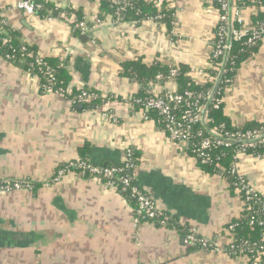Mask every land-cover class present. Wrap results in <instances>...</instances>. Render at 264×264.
Returning <instances> with one entry per match:
<instances>
[{
    "label": "crops",
    "instance_id": "crops-1",
    "mask_svg": "<svg viewBox=\"0 0 264 264\" xmlns=\"http://www.w3.org/2000/svg\"><path fill=\"white\" fill-rule=\"evenodd\" d=\"M27 0H0L6 28L40 58L68 60L70 88L91 91L108 102L83 109L46 92L38 77L0 54V182H25L33 190L0 194V264H246L227 252L191 251L183 236L167 227L136 219L134 207L102 181L57 169L80 160L88 144L91 162L117 165L127 148L140 154L136 179L160 209L222 249L233 242L228 225L240 218L244 202L220 176L205 175L185 146L172 142L158 123L135 109L140 85L122 74L125 62L161 60L192 70L209 66L221 13L210 0H176L172 31L147 20L117 23L104 16L88 39L74 37L66 20L29 16L17 8ZM75 10L94 25L99 0H30ZM258 8H237L229 0L227 19L251 28ZM238 15L236 17V13ZM242 30V31H243ZM198 83L205 77L192 73ZM173 82L151 92L166 95ZM112 99V101H109ZM225 113L236 127L264 122V45L238 71L224 98ZM237 170L264 198V156L240 154Z\"/></svg>",
    "mask_w": 264,
    "mask_h": 264
},
{
    "label": "trees",
    "instance_id": "trees-1",
    "mask_svg": "<svg viewBox=\"0 0 264 264\" xmlns=\"http://www.w3.org/2000/svg\"><path fill=\"white\" fill-rule=\"evenodd\" d=\"M127 5L117 15L118 8L114 6L109 0H99L102 15L98 18L92 26H88L89 34L92 35L97 26L106 15H110L117 23H130L140 25L147 20H154L160 24H164L169 31H172L176 21V0H127ZM211 3L220 11L221 16L227 17V11L222 8L221 0H210ZM229 2V0H226ZM42 10L37 16L41 18L57 17L61 20H66L70 24L71 31L75 38L79 39L84 31L80 27L83 22V16L75 10L62 11L50 3L37 2ZM237 8L250 9L258 8V14L251 18V28L249 33L242 36L241 39L232 38L230 41V51L228 59L225 64V71L222 79L215 91V87L220 75L223 64L222 58H214L213 51L220 46L228 43L227 39L216 37L212 44V54L209 60L208 68L204 69V83H198L192 77V69L187 65L168 66L161 60H156L152 64H147L142 58L125 62L121 65L123 76L134 80L140 85V91L132 100L135 109H144L143 105L148 99L152 97L149 93L152 86L156 84H166L173 82L176 86L178 94L191 92L194 96L179 105L172 104V113L179 123H183L188 131V146H185V152L191 156L197 167L205 174L211 177L220 176L226 183L228 189L235 193L237 192L244 202L243 212L239 219L232 221L228 225V230L233 227V249L230 250V256L233 258H243L246 264H254L258 257L262 259L264 264V254L260 251V247L264 244V198L257 194L252 200H247L245 190H243L242 183L238 176L233 175L235 164L238 161L242 144L232 143L230 146L218 145L211 132L220 135L224 140L230 138H241L248 134L255 137L264 135V122L251 121L242 127H236L225 113L224 98L227 90L235 80L240 68L249 60L253 59L262 49L264 45V33L262 34V27L264 25V0H237ZM236 17L238 12L235 14ZM2 21V19L0 20ZM220 26H225L227 29L229 25L227 22L220 23ZM5 34L0 36V54L3 58L11 57L7 61L11 64L23 66L26 72L30 75L36 76L40 80L42 90L46 91V87L52 89L53 92L61 91L66 100L72 102L73 107H77L78 98L83 90L70 88L71 76L68 71V60H61L59 58H45L40 62L36 56L37 50L34 47L23 44L20 41V36L6 27L3 28ZM232 29L235 31H242L243 26L237 20H233ZM217 31V29H216ZM215 31V33H216ZM261 34L262 39L256 44L248 43L249 39L254 34ZM32 56H31V55ZM176 70L175 74L172 71ZM48 72H52L55 77L51 81ZM86 91V90H85ZM215 91L213 100L210 102L209 97ZM92 93L91 91H86ZM162 97L165 95H161ZM109 101H112L110 99ZM139 101V103H138ZM108 102L99 96L98 100L94 102L82 103L83 109L100 108ZM198 106L206 107V112L203 115L207 119V123H189L184 119L187 111L197 113ZM148 118L155 120L158 125L165 131L166 121L160 116L157 111L151 110L148 112ZM169 135L168 132H166ZM206 138H211L212 145L206 150L201 149V144ZM91 147L85 144L79 147L80 160L71 162L75 164L73 167L71 163L60 166L57 169L56 178L60 170H65L66 174L69 172H77L85 177L94 178L88 172L80 169L77 166L79 161L85 162L101 168H118L124 169L117 173L115 184L116 191L123 196L135 209L136 219L139 222H148L157 227H167L179 232L184 239H186L190 229L186 224H182L179 219L172 216L170 213L163 211L162 216L150 219L144 214H139V206L136 198L132 196L130 187L125 186L119 182L121 177H131L133 170L126 169L124 160L117 165H96L91 162ZM133 160L136 167L140 163V154L133 150ZM244 154L252 155L257 158L264 156V143L257 141L252 147H248ZM103 183L107 179L100 178ZM247 181V180H246ZM248 182V181H247ZM131 186H140L137 180L131 183ZM142 189V188H141ZM191 251H205L200 244L189 246Z\"/></svg>",
    "mask_w": 264,
    "mask_h": 264
},
{
    "label": "built area",
    "instance_id": "built-area-1",
    "mask_svg": "<svg viewBox=\"0 0 264 264\" xmlns=\"http://www.w3.org/2000/svg\"><path fill=\"white\" fill-rule=\"evenodd\" d=\"M114 6L118 8L117 10V15L120 16L121 12L124 10V7L127 5V0H109ZM222 1V8L225 11H228L229 9V2L226 0H221ZM17 8L21 11L26 12L29 16H37L38 13L42 10L41 6L37 5L36 3H33L30 0L20 2L17 5ZM47 19L52 20V17H48ZM0 20H1V15H0ZM99 23V21L97 20ZM222 22H227L228 19L226 16H221L219 24L217 25V31L215 33L216 37H220L221 39H227L228 43L224 46L218 47L216 50L213 51V57L218 59L222 58L223 59V64L222 68L220 71V75L218 78V81L220 82L222 79V76L225 71V63L227 62L228 59V54L231 48L230 41L232 38L238 40L241 39L242 36L246 35L249 33V30H243V31H235L230 28H226L225 26H220V23ZM241 23V22H240ZM6 24L3 21H0V36L2 34H5V31L3 28H5ZM80 27L84 31V34H89V28L86 25L85 22L80 23ZM262 34L264 33V25L262 27ZM261 34H254L248 41L249 44L254 45L256 44L257 41L261 40ZM31 55V54H30ZM32 56V55H31ZM36 58L42 61V58H40L38 55ZM11 59V57L6 58V60ZM176 70L172 71V74H175ZM192 73H196L199 77H204V70H192ZM49 78L51 81L55 80L54 75L52 72H48ZM46 92H52L57 95H59L62 98L64 97V94H62L61 91H56L53 92L51 88L46 87ZM152 97L146 101V103L143 105L144 109L143 112L148 118V112L151 110L157 111L160 116H162L165 121H166V130L165 133L168 132L169 139L180 145V146H188L187 139H188V131L183 123H179L176 119V117L172 113V104L174 105H179L185 101V99H190L194 96L191 92H186L184 94H178L176 90L168 92L165 96L153 94L151 91L149 92ZM215 91L210 95L209 101L211 102L213 100ZM99 95L92 92L88 93L85 90H83L82 94L78 98V103H84V102H94L98 100ZM139 103V101H138ZM206 107L198 106L197 113H193L192 111H187L185 113L184 119L188 120L189 123H198L202 122L206 124L208 121L207 119L203 116L206 112ZM167 134V133H166ZM211 135L217 139L218 145H226L230 146L232 143H240L242 144L241 147V154H244L246 149L248 147H252L254 143L257 141H262L264 143V135L255 137L252 134H248L245 137L241 138H230L224 140L220 135L211 132ZM212 145V140L211 138H206L203 140L201 144V149L206 150L210 148ZM133 149L132 148H127L124 153V162L126 163V169L128 170H133V175L131 177H121L119 178V182H122L125 186L130 187V190L132 192V196L136 198L139 206V214H144L146 217L153 219L156 218L157 216H162L163 210L160 209L158 203L155 201L153 197H151L149 194H147L141 187L139 186H131V183L136 179V170L137 167L134 164L133 160ZM75 164H70L71 167H73ZM77 166L88 172L90 175L94 177V179L101 181L100 178H105L107 179V182L105 183L107 186H109L112 189L116 190V184H115V179L117 173L123 171L124 169H118V168H101L98 166H94L91 164H86L85 162L79 161L77 163ZM233 175L238 176L240 179L243 190H245V194L247 196V200H252L254 196H257V192L255 189L252 187V185L246 181V178L239 173L237 170V163L235 164L234 170L232 172ZM66 175L65 170H60L58 172L56 181H59L61 178H63ZM23 190H28L32 191L33 186L32 184H28L25 182H0V194H5V193H10V192H18V191H23ZM229 230H233V227H231ZM185 244L187 246L191 245H196L200 244L202 248H204L205 251H211V252H219L221 250L227 252V254H230V250L233 249V243L228 248L222 249L219 245L212 243L210 240L201 238L198 236V233L196 230L190 229L186 239H185ZM260 251L263 252L264 254V244L263 246L260 247ZM254 264H263L262 259L256 258Z\"/></svg>",
    "mask_w": 264,
    "mask_h": 264
},
{
    "label": "water",
    "instance_id": "water-1",
    "mask_svg": "<svg viewBox=\"0 0 264 264\" xmlns=\"http://www.w3.org/2000/svg\"><path fill=\"white\" fill-rule=\"evenodd\" d=\"M33 1H36V0H33ZM82 39H88V36H86V35H84V36H82ZM226 64V63H225ZM219 81H217V84H216V87H215V91H216V89H217V87H218V85H219Z\"/></svg>",
    "mask_w": 264,
    "mask_h": 264
}]
</instances>
